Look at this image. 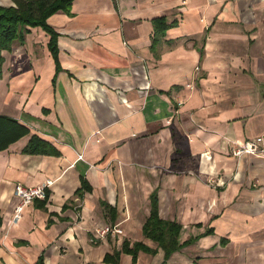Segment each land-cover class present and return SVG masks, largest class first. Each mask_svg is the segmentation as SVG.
I'll list each match as a JSON object with an SVG mask.
<instances>
[{"label": "crops", "instance_id": "1", "mask_svg": "<svg viewBox=\"0 0 264 264\" xmlns=\"http://www.w3.org/2000/svg\"><path fill=\"white\" fill-rule=\"evenodd\" d=\"M48 22L59 69L41 27L0 49V115L30 129L0 151V264H264V152L232 154L264 147V0H74ZM34 134L51 153L23 151ZM18 183L49 195L14 221ZM153 195L182 227L168 256ZM106 223L124 233L92 243Z\"/></svg>", "mask_w": 264, "mask_h": 264}, {"label": "trees", "instance_id": "2", "mask_svg": "<svg viewBox=\"0 0 264 264\" xmlns=\"http://www.w3.org/2000/svg\"><path fill=\"white\" fill-rule=\"evenodd\" d=\"M12 2L13 4L9 6L0 3V49H10L12 42L16 38L21 39L24 31H28L29 27H41L50 35L48 46L59 69V33L49 24L48 18L59 11L70 13L74 0H12ZM164 20V18L158 19L160 25L165 26ZM175 23L174 21L171 25L174 26L176 25ZM2 62L3 57L0 54V76ZM29 132L30 129L15 118L0 115V151L6 149L11 143ZM51 148L54 149L49 141L34 134L23 151L51 153ZM85 185L84 188L90 189L87 183ZM80 191L81 189H79L78 193ZM46 194L45 200L49 195L48 190H46ZM156 198V195L152 196L151 212L143 226V232L147 238L156 241L166 251L168 256L182 246L178 240L182 227L175 221L164 220L160 217ZM148 249V246L143 242H135L131 246L128 240L124 241L122 247V251L132 254L134 259L138 251H147ZM119 254L120 251L108 254L106 260L117 264ZM37 264H44L43 258H40Z\"/></svg>", "mask_w": 264, "mask_h": 264}, {"label": "built area", "instance_id": "3", "mask_svg": "<svg viewBox=\"0 0 264 264\" xmlns=\"http://www.w3.org/2000/svg\"><path fill=\"white\" fill-rule=\"evenodd\" d=\"M199 69L198 67L196 68ZM264 152V147L259 145L258 140H247L243 144L232 146V154L235 157H240L244 154L260 155ZM82 158V156H80ZM210 184H216L215 178L209 179ZM47 185L25 186L21 183L16 184L14 193L18 198V204L14 210V221H18L22 215L23 209L33 204L37 199H45L47 194ZM124 233L120 224L106 223L92 230L90 241L97 243L99 240L107 237H117Z\"/></svg>", "mask_w": 264, "mask_h": 264}, {"label": "rangeland", "instance_id": "4", "mask_svg": "<svg viewBox=\"0 0 264 264\" xmlns=\"http://www.w3.org/2000/svg\"><path fill=\"white\" fill-rule=\"evenodd\" d=\"M1 2V1H0ZM1 4H4V2H1ZM2 57H3V61H4V56L3 55H1ZM3 63V62H2Z\"/></svg>", "mask_w": 264, "mask_h": 264}]
</instances>
